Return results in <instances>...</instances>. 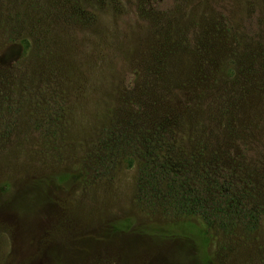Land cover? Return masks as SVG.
<instances>
[{"label":"rangeland","instance_id":"1","mask_svg":"<svg viewBox=\"0 0 264 264\" xmlns=\"http://www.w3.org/2000/svg\"><path fill=\"white\" fill-rule=\"evenodd\" d=\"M0 264H264V0H0Z\"/></svg>","mask_w":264,"mask_h":264},{"label":"trees","instance_id":"2","mask_svg":"<svg viewBox=\"0 0 264 264\" xmlns=\"http://www.w3.org/2000/svg\"><path fill=\"white\" fill-rule=\"evenodd\" d=\"M63 179V177L59 178L58 180ZM57 180V179H56ZM59 182V181H58ZM175 191L173 194H169L170 197H179L182 201H177L172 204H170L173 210H166L165 212H181L184 213L186 216H193L198 215L199 218H201V221L204 223L208 221L211 217H221L223 218H230L232 214H236L237 218H255L254 211L252 209H243L241 208L242 202L239 198L242 196L239 195H231L226 192H222L221 190L218 191V195H216L213 198L209 197V200H206L205 202H198L197 198H192L190 193H186L185 195L182 194L180 196L179 190L174 188ZM200 191V190H198ZM201 194L202 198L205 196L204 193L201 191L199 192ZM232 196V197H230ZM195 197V196H194ZM167 207V206H166ZM199 209H201V212H199ZM206 214V215H205ZM182 227V235H191L193 229V225L190 222H180ZM178 223V224H180ZM119 225V223H118ZM126 224H123L121 227H125ZM119 229V227L117 228ZM177 227L174 224L171 228H169V231H166L172 235H175V232L177 231ZM141 232H145L144 228H141ZM179 233V232H178ZM181 234V233H180ZM177 235V234H176Z\"/></svg>","mask_w":264,"mask_h":264}]
</instances>
